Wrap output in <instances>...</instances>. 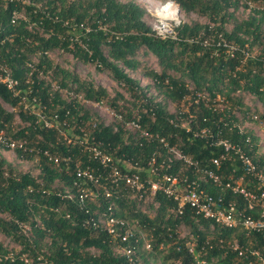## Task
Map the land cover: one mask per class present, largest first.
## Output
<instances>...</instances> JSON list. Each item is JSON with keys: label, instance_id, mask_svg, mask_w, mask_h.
Masks as SVG:
<instances>
[{"label": "trees", "instance_id": "trees-1", "mask_svg": "<svg viewBox=\"0 0 264 264\" xmlns=\"http://www.w3.org/2000/svg\"><path fill=\"white\" fill-rule=\"evenodd\" d=\"M172 1L185 15L205 17L207 23L181 21L178 40L173 41L153 34L145 21L146 10L134 1L0 0V65L18 82L12 90L0 82V99L16 108L25 123L15 128V113L0 105V132L23 143V148L13 150L18 159L39 158V173L32 176L13 173L0 157V215L5 216L0 217V233L19 245L14 255L0 244V264H154L157 258V264H196L188 244L204 264H247L256 259L255 249L264 257L258 234L250 238L243 232L210 228L209 221L188 208L179 214L177 203L162 193L153 197L145 193L139 199L119 181L106 184L110 195L98 204L78 198L76 169L103 173L81 141L94 142L114 161L136 164L144 178L155 167L159 176L195 180L228 201L234 198L194 166L175 159L169 149L228 180L242 174L240 163L232 159L218 169L211 163L222 152L216 141L227 139L264 168V155H257L258 137L240 128L253 120L245 94L260 103L257 118L264 121V6H255L264 5V0ZM240 7L249 10L245 18L236 15ZM22 8L27 18L12 24L13 13ZM220 42L235 47L233 56ZM55 50L108 72L124 87L126 103L119 104L125 97L116 93L109 104L122 121L105 123L86 108V103L109 100L108 91L54 64L49 55ZM139 54L152 55L159 67L143 72L149 81L145 86L130 75L141 65ZM48 72L50 81L40 76ZM61 89L74 97L63 99ZM45 120L52 127H46ZM129 121H136L151 137L126 129ZM45 151L58 162L50 161ZM147 197L153 216L138 206ZM109 216L127 224L126 241L109 235L103 225H93ZM181 225L188 234H179ZM124 229L119 230L121 235ZM141 234L149 237L150 249L144 248ZM233 239L248 248L243 256L228 248Z\"/></svg>", "mask_w": 264, "mask_h": 264}, {"label": "built area", "instance_id": "built-area-1", "mask_svg": "<svg viewBox=\"0 0 264 264\" xmlns=\"http://www.w3.org/2000/svg\"><path fill=\"white\" fill-rule=\"evenodd\" d=\"M153 11L152 16H154V20L151 25L153 34L160 39L177 41L176 29L181 23L178 5L172 0H166L163 4L156 5ZM17 19L16 12H14L11 23L14 24ZM220 43L227 49L228 55L233 56V52L236 50L235 47L227 42ZM0 82L11 90L18 84L5 65H0ZM108 112L118 121H122L120 114L110 110ZM253 119H256V116ZM44 124L46 127H52V124L46 120ZM124 127L131 131H139L145 137H151L141 130L140 125L136 121L125 122ZM160 141L162 142L163 140ZM80 143L84 146L85 150L90 152L92 158L103 169V173L98 176L94 174L93 169H76V180L73 183L79 188L78 198L81 202L98 204L100 199L108 198L110 195V191L106 187L107 183L117 184L119 181H122L129 187L132 193L138 194L139 199L145 193H148L150 197L155 196L157 193H162L177 203V212L179 214H182L184 209L188 208L197 218L209 221L211 223L210 228L217 226L223 230L233 231V233L243 232L250 238L254 234H258L264 242V168H259L240 145L231 143L227 139H218L215 143L216 146L222 148V152L217 157L211 159V163L215 168L218 169L223 162L232 159L240 163L242 174L235 175L233 179L228 180H225L213 170L207 168L200 169L177 149H169L175 159L184 160L188 165L194 166L197 172L201 173L204 177L207 176L220 191L225 194L228 193L234 198L228 201L224 195H212L206 189L200 187L199 183L195 180L179 182L176 177L167 174L159 176L155 167H152L144 178L141 174V169L136 164H131L124 160L114 161L110 155L105 153L101 147L95 145L94 142L89 144L90 142L81 141ZM0 146L13 151L16 148H23V143L13 141L7 138L3 132H0ZM44 155L50 161L54 163L58 162L57 158L51 156L47 151L44 152ZM119 165H122L124 170H120ZM87 183L89 187H83ZM93 225L95 227L103 225L109 235L113 237L122 236V241H126L127 239V224L123 220L109 216L108 218L98 219ZM121 227H125L124 235H121L119 232ZM141 238L144 248L150 249V241L146 236L141 234ZM187 246L188 252L192 255L194 262L196 264H204L205 261L200 259L194 247L189 244ZM228 248L236 251L239 257L243 256L245 251L248 250L247 247L242 248L237 239H233ZM123 252L127 255L131 254V250L129 249H125ZM252 253L256 256V259L254 261L247 260V264H264V257L260 255L257 249L253 250Z\"/></svg>", "mask_w": 264, "mask_h": 264}, {"label": "rangeland", "instance_id": "rangeland-1", "mask_svg": "<svg viewBox=\"0 0 264 264\" xmlns=\"http://www.w3.org/2000/svg\"><path fill=\"white\" fill-rule=\"evenodd\" d=\"M2 1V0H1ZM121 2H128V1H134L135 3H137L139 6H141L142 8H144L146 10V16H145V21L149 24L152 25L153 20H154V16H152V13H154V7L156 5L159 4H163L164 2H166V0H120ZM26 3L27 0H25ZM254 5V4H253ZM264 6L261 3H257L255 4V6ZM249 13L248 9H244L242 7H240L238 9V11L236 12V15H238L239 17H246ZM16 15L18 17V20H22V19H26L27 18V13L25 8H22L20 11L16 12ZM179 19L180 21H186V22H190V21H197L200 22L202 24L207 23V20L205 19V17H201L198 16L196 14H189V15H185L183 12L180 11L179 9ZM230 28V26L227 27V30ZM255 52V51H254ZM253 52V54H254ZM50 59L53 61L54 64H57L60 68H63L64 70L70 71V72H74L81 80H86V81H91L96 85H100L103 88H105L108 91L109 94V100H104L101 103H98V106L90 104V103H86V108L90 111H92L94 114L97 115V118L102 119L105 123H111L114 122L115 118L111 115V113H109L108 111L112 110L110 109V99L113 98L116 93L122 94L125 99L120 100L119 104L122 103H126L125 100H127L129 98L128 94L126 93L127 91H125L124 87H122V85H119L118 83H116L110 76V74L108 72L105 71H98L95 66L93 64H83L81 62H79L78 60L74 59L72 57L71 54L69 53H65L63 51L60 50H55L53 52L50 53L49 55ZM138 58L141 62V65L139 67V69H137L135 72H130V75H132L135 79L139 80L140 84L142 86H145L147 84H149V81L147 79H145L143 77V72L146 69H155V70H159V67L156 63L155 58L152 55L149 56H145L142 54L138 55ZM34 61H36V58L34 59ZM42 78H44L47 81H50L51 79V74L48 72L46 74H41L40 75ZM52 86L54 88H56L55 85V80H52ZM73 98L74 95L70 92H67L65 89H61V96L63 99H68V97ZM160 98H158V100H160ZM81 102H83L81 99H79ZM243 100H244V104L250 108V112H249V117L250 118H254V116H256V119L250 120V121H245L240 125V128L243 130H251L252 133L258 137V150H257V155L262 156L264 155V121H259L257 116L259 115L260 111H261V105L260 103L257 101V99L251 95H247L245 94L243 96ZM0 105L7 111L9 112H13L15 113V125L14 127L17 128L21 125H24L25 123L21 122L20 119L18 118V116L16 115L17 113V109L11 107L9 104L3 102L0 99ZM114 111V109H113ZM7 136L11 137L10 134H8ZM12 138V137H11ZM33 147V146H32ZM0 157H3L6 159V161L8 162L10 169L12 170L13 173L17 174V173H24V172H28L29 174H31L32 176H37L39 173V158L36 155H33L32 158L27 159V160H22V159H18L15 155V153L12 150H6L4 148H2L0 146ZM149 198H146V201L143 204H139L138 206L142 209L145 210L147 212H150L149 214H151L153 216V210L152 209H148V205L149 203ZM0 217H5V216H1ZM179 234L181 235H186L189 233V230L187 229L186 226L181 225L178 229ZM24 231L26 233H28L29 231V227L28 228H24ZM147 239L149 240V237H147ZM0 244L9 252H11L12 254H16L19 251V245L16 241H14L12 238L5 236L4 234L0 233ZM165 248V247H163ZM89 252L91 254H97V251L94 249L89 250ZM160 259L157 258L154 261V264L159 263Z\"/></svg>", "mask_w": 264, "mask_h": 264}]
</instances>
